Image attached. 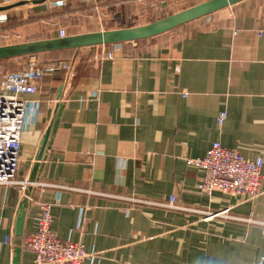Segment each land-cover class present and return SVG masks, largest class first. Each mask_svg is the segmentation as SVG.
<instances>
[{
	"label": "crops",
	"instance_id": "0c3cea01",
	"mask_svg": "<svg viewBox=\"0 0 264 264\" xmlns=\"http://www.w3.org/2000/svg\"><path fill=\"white\" fill-rule=\"evenodd\" d=\"M25 1L38 0H0V6ZM207 1L30 4L26 16L0 13V42L138 27ZM25 58L68 62L70 69L36 81L41 115L25 134L20 170L30 184L26 192L0 186V264H34L24 241L40 205L52 207V230L61 241L81 243L93 255L84 264H264V164L262 195L246 201L199 193L203 171L188 163L204 159L214 143L264 162V0L147 40ZM61 87V121L33 176ZM26 197L25 235L17 237ZM222 212L211 220L203 214Z\"/></svg>",
	"mask_w": 264,
	"mask_h": 264
},
{
	"label": "built area",
	"instance_id": "2783aa9c",
	"mask_svg": "<svg viewBox=\"0 0 264 264\" xmlns=\"http://www.w3.org/2000/svg\"><path fill=\"white\" fill-rule=\"evenodd\" d=\"M64 5V0H51L47 8ZM108 56L112 58L111 54ZM69 69L68 62L38 65L32 59L24 72H0V186L17 185L26 192L30 183L20 178L25 134L30 124L41 115L36 81ZM225 119L226 115L221 114L220 126ZM188 163L203 171L197 187L201 194L221 193L243 197L246 201H255L262 195L263 159L249 160L220 143H214L204 159H192ZM174 203L173 198L170 206L173 207ZM203 214L205 220H211L224 216L225 212ZM52 226V207L40 205V213L33 219L31 232L24 241V247L35 255L34 264H84L93 257L83 244L61 241Z\"/></svg>",
	"mask_w": 264,
	"mask_h": 264
},
{
	"label": "water",
	"instance_id": "95a60500",
	"mask_svg": "<svg viewBox=\"0 0 264 264\" xmlns=\"http://www.w3.org/2000/svg\"><path fill=\"white\" fill-rule=\"evenodd\" d=\"M244 1L247 0H209L156 22L138 27L93 32L69 37H60L55 39L38 40L1 46L0 62L25 57H36L42 54L60 53L80 50L84 48L125 44L147 40L170 33L191 22L208 17L212 14L240 4ZM44 2V0L32 2L25 1L13 6H0V13L8 12L16 7L26 6L30 4H41ZM63 89L64 87H61L59 90V103L56 106L53 120L40 143L39 153L36 159L37 163L33 171V176L36 175V171L40 169L42 163L47 160V156L51 149L54 136L59 127L64 109V105L60 103L62 99ZM31 182L33 183L34 181L31 180ZM29 205L30 201L28 197H26L19 206L15 226V233L17 237H24L25 235Z\"/></svg>",
	"mask_w": 264,
	"mask_h": 264
},
{
	"label": "rangeland",
	"instance_id": "374dc122",
	"mask_svg": "<svg viewBox=\"0 0 264 264\" xmlns=\"http://www.w3.org/2000/svg\"><path fill=\"white\" fill-rule=\"evenodd\" d=\"M73 0H71V2H72ZM75 2L76 1H78V0H74ZM45 2H47L49 5H50V3H51V0H48V1H45ZM69 3V2H68ZM74 3V2H73ZM47 4V5H48ZM31 5H26V6H24L25 8H23V10H20V11H11V12H9V13H6V12H4L3 14H1V15H4V14H6L7 16L5 17V19L7 18H9V17H13V16H23V15H27L28 14V12L30 11V9L31 8H29ZM50 7V6H49ZM63 7V6H62ZM79 6H73V9H79L78 8ZM57 8V7H56ZM177 10H182V9H177ZM183 10H185V9H183ZM89 12L90 13H96V12H99V9L97 10L96 8H93V9H89ZM181 12V11H180ZM173 14H176V13H172V15ZM165 16V15H164ZM164 16H160V15H154L153 17H150V18H148L146 21H145V23H144V25H146V24H149V23H152V22H156V21H158V20H161V19H163V17ZM165 18V17H164ZM142 26V25H141ZM137 27V26H136ZM128 28H133V27H128ZM124 29V28H123ZM113 30H115V29H113ZM103 31H109V30H103ZM95 32H100V31H95ZM102 32V31H101ZM93 33V32H92ZM22 42H29V41H25V40H23V38L22 39H17V38H15V39H9V40H6V41H4V42H0V44L1 43H3V44H5V45H13V44H18V43H22ZM30 58H21V59H17V60H10V61H3V62H0V72H3V73H6V74H13V73H21V72H24V68H26L27 66H28V63H30L28 60H29ZM26 61H28V62H26ZM31 61H32V59H31Z\"/></svg>",
	"mask_w": 264,
	"mask_h": 264
},
{
	"label": "trees",
	"instance_id": "16d2710c",
	"mask_svg": "<svg viewBox=\"0 0 264 264\" xmlns=\"http://www.w3.org/2000/svg\"><path fill=\"white\" fill-rule=\"evenodd\" d=\"M8 22H9V24H10V20L6 21V23H5V24H7Z\"/></svg>",
	"mask_w": 264,
	"mask_h": 264
}]
</instances>
